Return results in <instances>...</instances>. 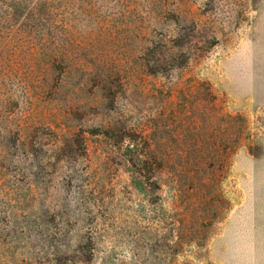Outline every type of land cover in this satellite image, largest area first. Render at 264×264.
<instances>
[{"label": "rangeland", "instance_id": "rangeland-1", "mask_svg": "<svg viewBox=\"0 0 264 264\" xmlns=\"http://www.w3.org/2000/svg\"><path fill=\"white\" fill-rule=\"evenodd\" d=\"M0 264H264V0H0Z\"/></svg>", "mask_w": 264, "mask_h": 264}]
</instances>
